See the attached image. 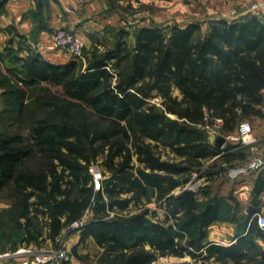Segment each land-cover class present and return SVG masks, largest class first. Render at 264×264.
Here are the masks:
<instances>
[{
    "label": "trees",
    "instance_id": "trees-1",
    "mask_svg": "<svg viewBox=\"0 0 264 264\" xmlns=\"http://www.w3.org/2000/svg\"><path fill=\"white\" fill-rule=\"evenodd\" d=\"M35 1L43 19L51 0ZM108 1L113 11L132 0ZM8 2L0 0V12ZM127 32L112 46L100 39L103 47L94 45L86 66L74 57L52 62L25 40L8 45L9 70L24 84L15 91L19 115L31 92L56 115L28 116L27 134L0 133V197L8 203L0 238H16L0 249L47 239L58 246L71 224L87 217L81 241L93 236L104 248L101 264H159L161 256L187 254L214 264H264L251 235L229 246L207 241L221 202L201 200L204 186L185 188L219 152L204 128L207 116L223 120L224 134L264 116V13L210 20L206 29L198 21L140 26L133 44ZM96 162L107 176L99 189ZM162 199L168 212L155 220L147 205ZM252 224L264 237L256 218Z\"/></svg>",
    "mask_w": 264,
    "mask_h": 264
},
{
    "label": "crops",
    "instance_id": "crops-1",
    "mask_svg": "<svg viewBox=\"0 0 264 264\" xmlns=\"http://www.w3.org/2000/svg\"><path fill=\"white\" fill-rule=\"evenodd\" d=\"M79 2H82V4L79 5ZM50 3L53 9L51 18L49 24L44 26L43 30L38 34L37 44L32 40V34L37 27V22L34 16L29 13V8L35 5L34 0H9L6 8L10 13L8 15L0 14V35L1 38H5L2 39L4 41H8V39L17 42L25 40V44L33 49H38L45 58L55 63H65L73 57L66 51L54 47L52 40L53 29L55 27L70 26L72 30H78L87 43L89 39H87L86 35L89 28L95 26L93 27V32H90L91 39L94 38V33H100V28H102L97 27L101 21L95 20L97 22H94L91 20V15L93 14L90 13L91 7L100 4L101 7L105 8L108 3L107 0H51ZM23 37H26V39ZM14 45L17 46V44ZM27 54H29V49L24 48L20 52V55L23 56ZM176 93L179 94L178 91ZM251 119L253 121L257 120L256 122L261 124V128H255L256 133L259 136L264 135V116H253ZM211 135L212 133L209 132L210 143L218 148L219 152L215 156L205 159L204 165L200 170L194 172L192 178L194 179L196 173L198 174L203 169L205 174L200 172L199 176L200 179L204 178L203 186L207 188V192L200 193L199 198L205 201L218 198L221 202L220 217L209 226L207 241L229 246L236 243L240 237L251 235L264 250V237L251 231L254 229L252 228L253 219L256 218L257 220L255 214H264V168L257 171H239V168L246 166L250 160L247 149L227 139L224 140V135H218L214 139L211 138ZM218 139H223L224 142H217ZM261 151L264 153V142L261 145ZM170 155L172 157L175 156L174 153H170ZM101 185L96 182L97 189ZM173 192L178 195L181 189L177 188ZM152 202L155 203V220L164 219L168 212L165 199ZM7 204L0 202V211L3 208H7ZM149 204L147 205L148 207ZM228 205L232 208V213L228 211ZM149 208L151 214H153V208ZM257 224L261 227L258 220ZM261 228L263 229V227ZM81 237L82 230L73 231L68 236L69 247L73 251V259L70 264H86L85 259L87 257H91L94 254H96V257L100 256L104 251V248L97 243L93 236L88 237L84 242L81 241ZM45 242L53 243L51 239H47ZM33 244L31 243L30 245ZM22 246L29 245L22 244L19 247ZM4 253L6 251L0 249V255ZM180 258H186V261L192 264L194 262H202V260H196L188 254L182 257L177 255L161 256L157 262L161 264L160 260H166L167 262L170 260L173 263ZM7 261V257L0 256V264H5ZM211 261L214 262V258Z\"/></svg>",
    "mask_w": 264,
    "mask_h": 264
},
{
    "label": "rangeland",
    "instance_id": "rangeland-1",
    "mask_svg": "<svg viewBox=\"0 0 264 264\" xmlns=\"http://www.w3.org/2000/svg\"><path fill=\"white\" fill-rule=\"evenodd\" d=\"M35 1V0H34ZM108 6L103 8L100 6V4H97L95 7H91V12L93 13L91 15V20L94 22H97L95 20L101 21V23L97 27H102L100 33H94V38L91 39V33L93 32V27L89 28V31H87V39L88 42H85V45L82 50V57L79 59L83 60L85 66L87 62V55L90 54L92 51L94 45L100 40L107 41L110 43V45H114V41L116 39V36L121 32L122 29H125L128 31L127 35H124L126 39H128L130 44H133V33L135 32V29L140 26H149V25H160L163 27H169L175 24H179L182 26L187 25L190 22L198 21L203 24L204 29L208 27V23L210 20L219 19V18H229L234 19L241 17L247 13L251 14H262L264 13V0H132L129 1H122L121 4L122 7H119L116 10H109L111 5L109 1L107 0ZM254 3H257L261 5L260 10H253L252 5ZM79 5L82 4V2L78 3ZM37 8V3L35 1V5L31 8H29V13H31L36 22L37 27L34 30V35L32 34V40L36 43L38 40V34L43 30L44 26L49 24V20L51 18L52 13V7L51 5L47 7L44 10V16L41 17L43 19H40L36 13L34 12ZM8 12L7 8L4 12H0V14H7ZM99 17H101L99 19ZM108 21V22H105ZM43 25V26H42ZM42 26V27H40ZM12 27V26H11ZM14 29V27H13ZM59 29H64L71 33H79L78 30H72V27L66 26V27H55L52 31V40L53 45L57 49L64 50L61 47H58L55 44L54 36L56 34V31ZM91 32V33H90ZM1 38L0 35V53H2V56H4V59L0 63V80H2L4 83H0V133L2 132H22L27 134L29 132L28 124L29 118L28 116L33 115L34 113L39 114H47L48 117H51L53 115H56V109L53 106H48L46 103L45 98H41V93L33 94L27 93L25 102H26V108H23V112L21 116L19 115L18 111V95L15 93L16 89L18 87H24V84L22 81L18 80L16 75L9 70L10 67H12L13 62L10 60V55L8 52H6L8 45H19V42L17 41H4ZM16 42V43H15ZM99 45L103 47V44L98 42ZM67 52V51H66ZM68 53V52H67ZM73 57V56H72ZM3 58V57H2ZM7 77L8 79L6 80ZM1 82V81H0ZM54 89L52 91H60V87H53ZM178 91V90H177ZM176 91V92H177ZM179 92V91H178ZM20 116V117H19ZM19 117V118H18ZM19 119H22L26 122V125L23 124L22 126L19 122ZM253 127L254 130L257 127L261 128V124L259 122L253 121L251 118L248 119ZM23 122V121H22ZM256 133V130H255ZM221 134H216V136ZM257 137L260 140V145L264 142V135H258L256 133ZM224 142L223 139H218L217 142L222 143ZM172 157V155H170ZM201 173H204V170L201 169ZM200 172L198 173V176H195L194 179L190 181V184L187 185V188L195 187V184H197V188L202 187L204 185V178L201 174L200 179ZM91 173L94 176L95 181L97 184L101 185L102 181L107 177L104 175L103 167L100 163H94L91 166ZM197 174V173H196ZM205 174V173H204ZM203 174V175H204ZM194 184V185H193ZM186 188V189H187ZM0 202L7 203V199L0 197ZM8 205V204H7ZM149 207L153 208V212L155 211V203L152 202L149 204ZM5 209V208H3ZM2 211V210H1ZM0 211V212H1ZM72 233V231H71ZM13 234V235H12ZM11 237L12 240H16L14 232L12 233ZM70 234V232H69ZM69 234H66V246L70 250L72 259H73V251L72 248H70V244L68 243V236ZM11 237L8 238H0V244L5 242H12ZM61 239H64L63 237ZM38 249H51L53 247V244H49L47 242H44L43 244L37 245L33 244L31 245ZM89 246V245H88ZM3 248V249H2ZM16 247H11L10 243L7 244L6 247H1V250L7 252H14ZM20 248V247H19ZM19 248H16L19 249ZM10 250V251H9ZM15 250V251H16ZM91 254V253H90ZM94 254V253H93ZM86 264H101L99 260V256L96 257V254H94L91 257H87L85 259ZM72 261V260H71ZM186 258H180L176 262L173 263H185ZM161 264H173L170 262V260L167 262L160 260ZM194 264H214L211 260L206 262H194Z\"/></svg>",
    "mask_w": 264,
    "mask_h": 264
},
{
    "label": "built area",
    "instance_id": "built-area-1",
    "mask_svg": "<svg viewBox=\"0 0 264 264\" xmlns=\"http://www.w3.org/2000/svg\"><path fill=\"white\" fill-rule=\"evenodd\" d=\"M261 7L262 6L257 3L252 5L253 10H260ZM54 39L58 47L65 49L74 58L82 57L85 38L81 34L59 29L56 31ZM222 126L223 120L221 118H214L213 121H211L208 116L206 117L204 128L208 132L224 135L228 141L247 149L250 160L246 166L239 168V171H257L264 168V153L261 151L260 140L255 133L252 123L249 120H243L240 122L236 131L228 134L222 132ZM195 176H198V174ZM187 185L185 188H187ZM196 186L197 184H195V187ZM195 187L191 189H195ZM255 216L257 217L258 223L264 229V214L257 213ZM86 223L87 217L73 222L62 235L64 239H61V237L59 245L53 246L51 249H38L29 245L22 246L14 252H7L0 256L8 258L5 264H70L72 255L66 246V234H69V232L71 233V231H80Z\"/></svg>",
    "mask_w": 264,
    "mask_h": 264
},
{
    "label": "water",
    "instance_id": "water-1",
    "mask_svg": "<svg viewBox=\"0 0 264 264\" xmlns=\"http://www.w3.org/2000/svg\"><path fill=\"white\" fill-rule=\"evenodd\" d=\"M216 137H217L216 134H212V135H211V138H212V139H214V138H216ZM224 140H226V138H225Z\"/></svg>",
    "mask_w": 264,
    "mask_h": 264
}]
</instances>
